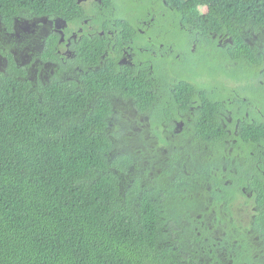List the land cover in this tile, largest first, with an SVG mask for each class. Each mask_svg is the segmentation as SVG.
<instances>
[{
  "label": "flooded vegetation",
  "instance_id": "flooded-vegetation-1",
  "mask_svg": "<svg viewBox=\"0 0 264 264\" xmlns=\"http://www.w3.org/2000/svg\"><path fill=\"white\" fill-rule=\"evenodd\" d=\"M53 1L0 17V80L78 92L68 119L107 135L117 197L159 210L177 264H264V26L208 0Z\"/></svg>",
  "mask_w": 264,
  "mask_h": 264
},
{
  "label": "trees",
  "instance_id": "trees-1",
  "mask_svg": "<svg viewBox=\"0 0 264 264\" xmlns=\"http://www.w3.org/2000/svg\"><path fill=\"white\" fill-rule=\"evenodd\" d=\"M208 1L264 26V0ZM58 7L0 0V17L11 25L21 8ZM25 86L0 80V264H177L162 243L159 210L117 197L108 166L119 159L107 158V135L68 119L83 109L78 92L58 83L39 101Z\"/></svg>",
  "mask_w": 264,
  "mask_h": 264
}]
</instances>
